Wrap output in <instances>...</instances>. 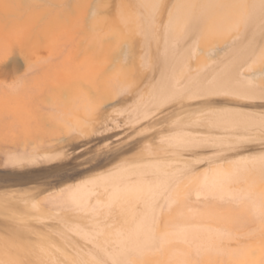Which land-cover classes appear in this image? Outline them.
<instances>
[{
  "label": "rangeland",
  "instance_id": "rangeland-1",
  "mask_svg": "<svg viewBox=\"0 0 264 264\" xmlns=\"http://www.w3.org/2000/svg\"><path fill=\"white\" fill-rule=\"evenodd\" d=\"M150 1L0 0V31L2 28L0 39L3 36L0 40L1 264H90V262L91 264H98V262H100L99 264H120V261H122L121 264H239L240 262V264H264V199L256 198L254 200L255 197H262V195L264 197V169L263 167L255 170H248L245 167L241 168L243 162L237 160L238 151H234L235 149L238 150L240 142L244 141V155L240 157H250V160L245 161V164H264V161L261 160L263 159L262 155H264V128L258 124L253 126L244 125L242 127L243 124L247 123L243 117H253L258 119L257 121L264 123V100L257 101L243 99L239 96L233 97L230 91L227 89V91H224L225 88L223 90L222 87L216 89L220 90L223 93L221 95H224V97L221 95V97L212 96V94L216 93L217 95L218 93L217 90H214L215 86L217 87L215 84L219 83L218 86L222 85L231 89L233 86L230 85L231 88L228 86L237 81L236 77L239 80L243 76L251 78L247 85L253 86V89L260 85L264 87V7L261 4L264 1L225 0L229 4L230 2L232 3L230 4L231 6H227L228 8L225 7L228 4L223 2L224 0H215L217 4H214L216 3L214 0H192L193 2H191L196 6L190 0ZM243 2L248 3V5L246 6V3ZM212 3L213 5L211 6ZM256 4H258V8H262L263 12V15L261 14L263 19L260 15L259 21H257V15L261 12L260 9L256 8ZM220 5L223 8L219 9ZM176 9H179V13ZM185 9L188 10L185 11ZM209 9L212 11L213 16ZM214 10L217 12L219 10L222 11L218 14ZM256 10H258V14ZM180 11L182 12L180 13ZM183 12L185 13L182 14ZM224 12L228 14V17ZM251 13L253 16L250 15ZM212 25H215L216 28ZM119 30L123 33L120 32L119 34ZM22 31L26 32L23 38L21 36ZM7 33L11 37L14 36L12 37L14 40H11L8 35H3ZM52 34H55V37L59 35L58 39L60 40L57 39L56 41L57 37L55 38L54 36L51 38L52 41L48 40ZM16 35L17 39L18 36L21 39L19 37L17 40L15 38ZM34 35H36V38ZM31 36H34L33 38L35 39ZM98 36L99 38L102 36L100 38L102 41L99 38L97 40ZM8 38L10 40H6ZM85 40H87L86 43ZM48 41H50V45L47 43ZM70 41L72 42L71 45H69ZM88 42L89 44L91 43L89 46ZM97 42L105 44V46L101 45L102 47L99 46V48L96 46ZM22 43L26 44L22 45ZM37 43L39 45L42 43L43 45L39 46ZM44 43H46V48ZM31 45H34L33 48ZM68 46H71V49ZM48 47L50 48L49 52ZM88 47L91 50L97 49L101 52L104 49V58H102L103 52L98 55L96 51L97 55H95L93 50L91 53L94 58L90 54ZM62 48L67 49L65 50L66 52ZM58 49L60 51H57ZM46 51L50 53L47 56ZM36 52L38 54L40 52V54L37 56ZM45 52V56L41 57ZM68 52L71 53L69 56H72H67V59L70 58L73 61H71L72 65L69 63V59L63 60L66 58L65 55H68ZM87 52H89V56L86 55L88 54ZM82 53L86 55L87 59L82 57ZM50 55L51 58H47ZM43 57L49 59V63ZM61 57L64 58L62 59ZM202 57L205 58L203 60L206 62L201 59ZM27 58L30 59L28 60ZM91 58L93 61H91ZM31 59L32 61H30ZM36 59L39 60L37 61ZM56 59L63 60L65 64L61 65V60H58L59 62L57 63ZM98 59L101 60L100 63ZM27 60L30 63L25 62ZM77 60H80L79 63H76ZM197 60L199 63H197ZM66 61L70 65H67ZM35 62L39 66L37 67L39 68L38 73ZM95 64L98 66L95 67ZM29 65L34 70L33 74ZM101 66H103V69ZM27 67L31 71L27 70ZM90 67L93 68L91 69ZM165 68L168 71L164 70ZM91 70L95 71V75H93L94 72ZM99 70H103V72L101 73ZM225 70L227 71L226 75L223 72ZM91 73L92 75H90ZM201 73L204 76L200 75ZM216 74L217 77L215 76ZM197 75L198 77H196ZM221 75L223 78L226 76L227 81L230 79L227 84L224 78L225 86L223 85L224 82L221 81L223 79ZM219 76L222 79L218 78ZM231 76L235 78V81L234 79L231 80ZM216 78L219 81L216 80L215 83L214 79ZM187 81L193 82V85H196L197 88L201 87L199 83L205 82L204 84L201 83L205 88L196 90V86H191L192 83L189 86ZM208 81L210 82L207 83ZM97 83H99L100 87ZM13 85L15 86L14 89H12ZM97 85L98 87H96ZM188 86L191 88L188 89ZM207 87L211 88H208V90ZM204 89L206 95H204ZM206 89L210 93L212 89L215 91L211 93L212 98L208 96ZM187 90L189 93L192 90L191 93H195L198 97L194 95V98L190 99L189 96L192 94L190 93L191 95L188 96ZM103 91L104 93L102 94L101 92ZM97 92H100V95L102 94L103 96H96L98 95L96 94ZM163 93L166 95L165 97ZM224 93L229 95V97ZM202 95L208 96V99H204ZM100 97H106L107 99H101ZM185 97L189 98L187 99L188 101ZM153 98L160 103H157ZM195 98H197L196 101ZM206 99L216 100L217 102L208 106V104H203V102L207 101ZM150 102L152 103L150 104ZM143 103L146 105L143 106ZM153 103L155 106H153ZM197 107L203 109L199 108V110ZM224 108L229 110L230 113L228 112V115L226 114L228 110L224 111ZM219 109L226 112L227 117L225 116L224 120H228L224 124H227L228 128L225 125L223 127L227 128V131L231 130L232 136L229 139L226 138V141L222 142L223 144L219 143L213 145V147L209 146L204 151L198 152L211 157L213 162H207V164L204 161L205 163L200 162L198 165L195 158H192L193 155L191 156V153L190 158L193 159V162H191L192 160L187 161L190 158L188 157L186 160L187 156L185 155L186 152L189 154V151L184 152V145L188 144L190 146L192 142L193 144L201 143L208 132H216L217 126L223 124V115L218 113L221 115L220 120L218 114H215ZM142 110L144 112H141ZM220 110L219 112H221ZM189 111L192 113H189ZM232 111H234L235 115L231 113ZM152 113L153 115H151ZM144 114L148 117L144 116ZM208 115L209 117L212 116V119L215 116L216 118L214 119H217V122L210 120ZM230 115V119H234L230 120L228 118ZM112 117L116 121L118 120L117 122L122 125L123 129L111 132L108 135L103 134L106 129L113 127L114 119ZM194 121L196 124L198 123L197 126ZM218 122L219 124L216 125ZM93 123L94 125L97 123L99 125L94 128V126L92 127ZM232 123L235 126L232 127ZM103 124L107 128H104L105 125ZM200 124L201 126H199ZM228 125H231V127ZM35 126L37 127L34 128ZM66 127H68L69 132L64 133L66 132ZM90 128L94 129L95 133L97 131V133L93 134ZM76 129L79 133H83V131L80 132L81 130L86 131L88 129L87 133L89 132L90 134L88 135L84 132L85 138L76 139L79 134ZM196 131L197 134L195 133ZM191 136L193 139L198 136L197 138L199 139L196 138L197 140L194 142V140H191ZM29 137L32 138L30 139ZM185 137L188 140L184 139ZM61 138H74V140L71 141L68 147H57L50 152L47 151L55 159L51 162H41L20 167L6 164V159L14 155L12 153H17L16 155L23 153L21 152L23 149L20 146L24 147L25 143L36 142L37 139V143L41 140V142L49 141L48 143H50L52 141V144L53 142L56 144ZM174 138L175 140H173ZM57 139L59 140L56 141ZM138 140L141 141L137 143ZM172 142L175 143L172 144ZM131 144H134V147L128 149L122 155L121 159H119L120 162L119 160L105 162L115 150ZM145 145L147 146L143 147ZM149 145L152 146L151 149L153 151L158 152L159 156L162 154L163 157L155 160V157L148 152ZM173 146L177 150L183 151L184 154L181 152L180 154L179 151L177 153L185 156L186 158L184 157V159L187 163L190 162L193 166H197L192 175L188 173L190 163L186 165V162L181 160L183 159L182 156L181 159L178 158L176 152L173 155V151H177ZM170 147H173V149ZM163 148L167 149L166 152H168L166 153ZM170 150H173L172 154L169 153ZM162 152H165V156L170 157H164ZM222 154L225 155L223 156ZM257 155L260 156L258 157ZM56 156H58V159L55 158ZM151 157L154 158L152 159ZM174 157H177L180 161L174 159ZM258 158H261V161H258ZM153 163H155V166ZM216 167L222 168L218 169ZM213 170H216V172H213ZM224 170L227 171V174H224ZM198 173H202V175L200 176ZM205 173L208 174V181H206L208 178H203V176L207 177ZM214 174L216 175L214 176ZM99 175L101 177H98ZM243 175L246 176L244 181H247V183L250 184V181L257 182L252 184V187L247 184L248 188L253 189L252 191L255 192L252 193L254 198L247 197L249 195H247L248 193L245 190L238 191L239 187L242 189L246 185L243 181ZM102 176L103 179H101ZM93 177H95V180H92L94 179ZM225 179L227 180L225 181ZM204 182L209 186L203 184L205 189L202 188L203 186L200 188ZM223 184L225 185L223 186ZM109 186L111 187L110 189H108ZM165 190L167 191L164 192ZM198 191L200 194L202 193V196ZM158 193L162 194L161 197ZM215 193H218V195ZM70 194L71 196H69ZM240 194L242 196L245 194V197ZM237 195H240L239 198ZM110 196L113 197L112 200ZM187 196L190 198L188 199ZM231 196L242 201L238 203V207H233V211L237 209L235 212H231V206L225 205L227 199H233ZM100 197L106 198V201L104 199L106 204L102 201L103 198ZM196 197L201 199L199 201L207 200L205 198L208 197L215 198L214 203L216 205L218 202L217 207L211 205L214 203L206 205L196 203ZM241 197L243 200L240 199ZM159 198L160 201H158ZM93 199L97 200L98 203ZM152 199L154 201L157 200L159 203L161 202L160 205L157 201L158 206L156 202H151ZM113 200L115 202H112L114 208L110 205ZM191 203H193V206L190 207ZM96 204H101V206L99 207ZM220 204L221 207L223 205L222 209H220ZM154 205L157 207L155 208ZM210 205L214 207H211V209ZM252 205L254 206L253 208ZM95 207L96 210L94 212L93 209ZM98 207L101 209L99 210ZM157 208L158 210H156ZM243 209L246 211L243 212ZM110 211L113 213H110ZM239 211L245 214L242 215ZM108 223L109 225L107 226ZM196 223L202 224V227ZM214 226L217 230L220 228V231H214ZM120 227H123L122 230H120ZM203 227H206L204 230H209L210 227H213L212 230L210 229L213 234H210V232L207 234ZM199 228L201 229L199 230ZM100 230L101 232H99ZM191 232L194 234H190ZM198 235L201 236H199V239H202L199 240L200 242L195 240ZM164 237L165 240L163 239ZM103 238H106V240ZM184 238L187 244L184 242ZM206 239L207 243H205ZM192 242L193 244L195 243L194 246L197 245L196 248L199 252L195 250L196 248H193ZM189 243L192 245L190 246L192 248L190 251L187 250V246L190 248ZM200 244L201 246H199ZM202 244H204L205 250L202 248ZM160 245H165V248ZM198 246L206 254L203 251H201L203 254L200 253L202 249ZM77 250L79 253H77ZM89 250L96 254L95 257L94 254L92 256V253L88 252ZM130 251L132 252L130 253ZM228 251L229 253L226 254L225 252ZM80 252H82V256H80ZM75 254L79 255L76 256ZM228 254L230 257L232 255V258H229ZM119 259L120 261L117 262ZM131 259L132 262L130 261ZM206 260H212V262L205 263Z\"/></svg>",
  "mask_w": 264,
  "mask_h": 264
},
{
  "label": "bare ground",
  "instance_id": "bare-ground-1",
  "mask_svg": "<svg viewBox=\"0 0 264 264\" xmlns=\"http://www.w3.org/2000/svg\"><path fill=\"white\" fill-rule=\"evenodd\" d=\"M13 1H14V0H13ZM24 1H25V0H24ZM26 1H27V0H26ZM143 1H144V0H143ZM147 1H149V0H147ZM151 1H152V0H151ZM151 1H150V2H151ZM155 1H156V0H155ZM174 1H175V0H174ZM174 1H173V3H175ZM191 1H192V0H190V2H191ZM202 1H203V0H202ZM209 1H210V0H209ZM218 1H219V0H218ZM231 1H232V0H231ZM233 1H234V0H233ZM237 1H241V0H237ZM254 1H256V0H254ZM257 1H258V0H257ZM263 1H264V0H263ZM263 1L261 0L260 2H263ZM156 2H157V1H156ZM165 2H166V1H165ZM178 2H179V1H178ZM190 2H189V3H190ZM192 2H193V1H192ZM192 2H191V3H192ZM194 2H195V1H194ZM198 2H199V1H198ZM214 2H216V1L214 0ZM214 2H213V3H214ZM223 2H225V0H224ZM228 2H229V1H228ZM251 2H253V1H251ZM258 2H259V1H258ZM158 3H159V2H158ZM167 3H168V2H167ZM199 3H200V2H199ZM213 3L211 4V6L213 5ZM220 3H222V2H220ZM225 3L228 4V5H225V7H227V6H229L230 4H232L231 2H230V4L227 3V2H225ZM243 3H246V2H243ZM256 3H257V2H256ZM148 4H150V3L148 2ZM151 4H152V3H151ZM170 4H171V3H170ZM192 4H193V3H192ZM214 4H217V2L214 3ZM223 4H224V3H223ZM223 4H222V5H223ZM233 4H234V3H233ZM236 4H237V3H236ZM258 4H259V3H258ZM258 4H256V6H257ZM261 4H263V7H264V2L261 3ZM163 5H165V4L163 3ZM193 5H194V4H193ZM247 5H248V3H246V6H247ZM252 5H253V4H252ZM254 5H255V4H254ZM13 6H14V5H13ZM143 6H144V5H143ZM169 6H170V5H169ZM187 6H188V5H187ZM194 6H196V5H194ZM211 6H209V7H211ZM218 6H219V4H218ZM230 6H231V5H230ZM232 6H234V5H232ZM237 6H238V5H237ZM256 6H255V7H256ZM260 6H262V5H260ZM93 7H94V6H93ZM164 7H165V6H164ZM181 7H182V6H181ZM188 7H191V6H188ZM199 7H200V6H199ZM221 7L223 8V6L220 5L219 9H220ZM252 7H253V6H252ZM169 8H171V7H169ZM214 8H215V7H214ZM217 8H218V7H217ZM227 8H228V7H227ZM241 8H244V7H241ZM256 8H258V6H257ZM256 8H255V9H256ZM166 9H167V7H166ZM188 9H189V8H188ZM188 9H185V11L188 10ZM191 9H192V8H191ZM191 9H190V11H191ZM195 9H197V8H195ZM198 9H200V8H198ZM211 9H212V8H211ZM215 9H216V8H215ZM229 9L231 10L230 7H229ZM238 9H239V8H238ZM251 9H252V8H251ZM258 9H260V12H261V13H260L259 15H257V14H258V10H256V11H257V14H256V12H255V14L258 16V20H257V21H259L260 17H262V19H263V16H264V15L262 14V13H263L262 10H261L262 8L259 7ZM176 10H177V12H178L179 9H176ZM180 10H181V8H180ZM192 10H193V9H192ZM209 10H210V9H209ZM224 10H225V9H224ZM224 10H223V11H224ZM226 10H227V9H226ZM230 10H229V11H230ZM244 10H245V9H244ZM196 11H197V10H196ZM196 11H195V12H196ZM201 11H202V10H201ZM210 11H211V10H210ZM220 11H222V10H219V12H220ZM253 11H255V10L253 9ZM81 12H82V11H81ZM160 12H161V11H160ZM181 12H182V11H180V13H181ZM202 12H203V11H202ZM214 12L216 13L217 11L214 10ZM219 12H217V13L219 14ZM234 12H235V11H234ZM238 12H239V11H238ZM96 13H97V12H96ZM178 13H179V12H178ZM184 13H185V12H183L182 14H184ZM188 13H190V12L188 11ZM207 13H208V12H207ZM210 13H212V11H211ZM224 13H226V12H224ZM24 14H25V13H24ZM93 14H94V13H93ZM190 14H191V13H190ZM194 14H195V13H194ZM194 14H193V15H194ZM201 14H202V13H201ZM245 14H246V13H245ZM261 14H262L263 16H262ZM165 15H166V14H165ZM193 15H192V17H194ZM199 15H200V13H199ZM199 15H198V16H199ZM215 15H216V14H215ZM224 15H225V14H224ZM226 15H227V17H228V14H227V13H226ZM232 15H233V14H232ZM250 15H252V13H251ZM250 15H249V17H250ZM256 15H254V16H256ZM260 15H261V16H260ZM180 16H181V15H180ZM182 16H183V15H182ZM195 16H197V15H195ZM206 16H207V14H206ZM206 16H204V17H206ZM212 16H213V13H212ZM218 16H219V15H218ZM252 16H253V15H252ZM252 16H251V18H252ZM257 16H256V18H257ZM259 16H260V17H259ZM52 17H53V16H52ZM79 17H80V16H79ZM150 17H151V16H150ZM154 17H155V16H154ZM175 17H176V16H175ZM208 17H209V16H208ZM210 17H211V16H210ZM234 17H235V16H234ZM247 17H248V15H247ZM247 17H246V18H247ZM1 18H2V17H1ZM3 18H5V17L3 16ZM19 18H20V17H19ZM91 18H92V17H91ZM180 18H181V17H180ZM187 18L190 19L189 17H187ZM212 18H213V17H212ZM214 18H215V17H214ZM92 19H93V18H92ZM133 19H134V18H133ZM167 19H168V18H167ZM188 19H186V20H188ZM193 19H194V18H193ZM196 19H198V18H196ZM223 19H227V18H223ZM230 19H231V18H230ZM248 19H249V18H248ZM252 19H254V18H252ZM4 20H5V19H4ZM213 20H214V19H213ZM2 21H3V20H2ZM99 21H100V19H99ZM184 21H185V20H184ZM196 21H197V20H196ZM198 21H199V20H198ZM210 21H211V20H210ZM210 21H209V22H210ZM218 21H219V20H218ZM220 21H221V20H220ZM228 21H229V20H228ZM254 21H255V19H254ZM8 22H9V21H8ZM212 22H213V21H212ZM226 22H227V21H226ZM22 23H23V22H22ZM88 23H89V22H88ZM184 23H185V22H184ZM220 23H221V22H220ZM4 24H5V23H4ZM159 24H160V23H159ZM170 24H171V23H170ZM208 24H209V23H208ZM208 24H207V25H208ZM222 24H223V22H222ZM90 25H91V24H90ZM95 25H96V24H95ZM44 26H45V25H44ZM97 26H98V25H97ZM131 26H132V25H131ZM166 26H168V25H166ZM209 26H210V25H209ZM212 26L215 27V25H212ZM118 27H119V26H118ZM170 27H172V26L170 25ZM135 28H136V27H135ZM211 28H212V27H211ZM215 28H216V27H215ZM225 28H226V27H225ZM111 29H112V28H111ZM115 29H116V28H115ZM164 29H165V28H164ZM208 29H209V28H208ZM212 29H213V28H212ZM88 30H89V29H88ZM120 30H121V29H120ZM120 30H119V34H120V32H121ZM126 30H127V29H126ZM139 30H140V29H139ZM189 30H190V29H189ZM1 31H2V28H1ZM1 31H0V34H1ZM18 31H19V29H18ZM25 31H26V30H25ZM86 31H87V30H86ZM114 31H115V32H118V31H116V30H114ZM23 32H24V31H22V35H21L22 38H23V35L26 34V32H24V33H23ZM90 32H91V31H90ZM146 32H147V31H146ZM156 32H157V31H156ZM13 33H14V32H13ZM55 33H56V32H55ZM121 33H123V32H121ZM165 33H166V32H165ZM244 33H245V32H244ZM11 34H12V33H11ZM27 34H28V33H27ZM98 34H99V33H98ZM3 35H4V36H7L8 33H7L6 35H5V34H3ZM12 35H13V34H12ZM45 35H46V34H45ZM54 35H55V34H54ZM54 35H53V34H52L51 36L48 35V36L50 37V39H48V40H51V41H52L51 38H52V36H54ZM99 35H100V34H99ZM121 35H122V34H121ZM166 35H167V34H166ZM1 36H2V35H1ZM8 36H9V35H8ZM34 36H35V38H36V35H34ZM34 36H33V37H34ZM126 36H127V35H126ZM2 37H3V36H2ZM2 37H1V39H2ZM9 37H11V35H10ZM12 37H14V36H12ZM12 37H11V40L13 39ZM16 37H17V35L15 36V38H16ZM19 37H20V36H18V39H19ZM31 37H32V36H31ZM33 37H32V38H33ZM46 37H47V36H46ZM54 37H55V36H54ZM54 37H53V39H55V38L57 37V35H56L55 38H54ZM58 37H59V35H58ZM58 37L55 39L56 41H57ZM101 37H102V36H100V38H101ZM6 38H7V37H6ZM24 38H25V37H24ZM35 38H33V39H35ZM39 38H40V36H39ZM63 38H64V37H63ZM70 38H71V37H70ZM72 38H73V37H72ZM95 38H96V37H95ZM98 38H99V36L97 37V40H98ZM100 38H99V40H101ZM103 38H104V37H103ZM158 38H159V37H158ZM1 39H0V40H1ZM16 39H17V38H16ZM18 39H17V40H18ZM20 39H21V37H20ZM33 39H32V41H33ZM86 39H87V38H86ZM91 39H92V38H91ZM6 40H10V39L8 38V39H6ZM13 40H14V39H13ZM55 40H54V41H55ZM58 40H60V39H58ZM67 40H68V37H67ZM74 40H75V39H74ZM77 40H78V39H77ZM92 40H93V39H92ZM92 40H91V42H92ZM22 41H23V40H22ZM30 41H31V39H30ZM62 41H63V40H62ZM68 41H69V40H68ZM71 41H72V40H71ZM71 41H70L69 45H71V43H72ZM86 41H87V40H85V43H86ZM89 41H90V40H89ZM101 41H102V40H101ZM104 41H105V40H104ZM8 42H9V41H8ZM25 42H26V41H25ZM41 42H42V40H41ZM59 42H60V41H59ZM66 42H67V41H66ZM94 42H95V41H94ZM99 42H100V41H99ZM180 42H181V41H180ZM33 43H35V42H33ZM38 43H39V42H38ZM38 43H37V44H38ZM47 43L49 44L50 41H48ZM51 43H52V42H51ZM77 43H78V42H77ZM103 43H104V42H103ZM24 44H26V43H24ZM24 44L22 43V45H24ZM41 44H42V43H41ZM41 44H40V45H41ZM90 44H91V43H90ZM90 44H89V42H88V46H89ZM99 44H100V43L97 42L96 46H98V47H99V46L102 47L101 45H103V44H100V45H99ZM174 44H175V43H174ZM38 45H39V44H38ZM40 45H39V46H40ZM42 45H43V44H42ZM45 45H46V43H44V46H45ZM49 45H50V44H49ZM94 45H95V44H94ZM31 46H32V48H33L34 45H31ZM47 46H48V45H47ZM62 46H63V45H62ZM86 46H87V45H86ZM103 46H105V44H104ZM68 47H69V46H68ZM72 47H73V44H72ZM100 47H99V48H100ZM107 47H108V45H107ZM45 48H46V46H45ZM45 48H43V49H45ZM48 48H49V47H48ZM53 48H54V47H53ZM59 48H60V47H59ZM69 48L71 49V46H70ZM88 48L90 49V47H88ZM93 48H94V47H93ZM103 48H104V47H103ZM37 49H38V48H37ZM60 49H61V48H60ZM60 49H58L57 51H60ZM62 49H63V48H62ZM70 49H69V51L71 52ZM78 49H79V48H78ZM174 49H175V48H174ZM185 49H186V48H185ZM45 50H46V49H45ZM49 50H50V48L48 49V52H49ZM63 50L65 51V50H67V49H63ZM93 50H94V49H93ZM93 50L90 49V54H92L91 51H93ZM32 51H33V50H32ZM32 51H31V53L33 54L34 51H33V52H32ZM39 51H40V49H39ZM73 51H74V50H73ZM96 51L98 52V55H99L100 53L103 52V53H102V56H103L102 58H104V52H105L104 49H103L102 52H101V51H98V50L96 49V50L93 51V52H94L93 54L97 55V54H96V53H97ZM176 51H177V50H176ZM202 51H203V50H202ZM202 51H201V52H202ZM207 51H208V49H207ZM46 52H47V51H46ZM46 52L44 53V55L42 54L41 57H42V56H45ZM48 52H47L46 56L50 54V53H48ZM50 52H51V51H50ZM62 52H63V51H62ZM62 52H60V53H62ZM65 52H66V51H65ZM80 52H81V51H80ZM177 52H178V51H177ZM205 52H206V50H205ZM34 53H35V52H34ZM41 53H43V52H41ZM84 53H85V52H84ZM87 53H88V54H86V55L89 56V52H87ZM39 54H40V52H39ZM39 54L36 52V55H37V56H38ZM62 54H63V53H62ZM69 54H71V53L68 52V55H65L66 58H64V57H61V58H62V59L64 58L63 60H68V59L70 60V58L67 59V56H68V57H71V56H72V55L69 56ZM82 54H83V53H82ZM82 54H81V55H82ZM93 54H92V56L94 57ZM176 54H177V53H176ZM176 54H175V55H176ZM205 54H206V53H205ZM22 55L24 56V54H22ZM36 55H34V56H36ZM83 55H84V54H83ZM83 55H82V57L86 58V55H84V56H83ZM170 55H171V54H170ZM170 55H169V56H170ZM175 55H174V56H175ZM5 56H6V55H5ZM5 56H4V57H5ZM23 56H22V57H23ZM55 56H56V55H55ZM55 56H54V57H55ZM100 56H101V55H100ZM169 56H167V57H169ZM203 56H205V55H203ZM27 57H28V56H27ZM31 57H32V56H31ZM41 57H40V58H41ZM58 57H59V55H58ZM93 57H92V58H93ZM195 57H196V56H195ZM2 58H3V57H2ZM35 58H36V57H35ZM35 58H33V59H35ZM43 58H44V60L46 61L47 58H51V55H50V57L48 56L47 58H45V57H43ZM92 58H91V61H93V59H94L95 57H94L93 59H92ZM175 58H176V57H175ZM27 59L29 60L30 58H27ZM78 59H79V58H78ZM86 59H87V58H86ZM99 59H100V58H99ZM99 59H98V60H99ZM201 59L203 60V59H205V58L202 57ZM1 60H2V59H1ZM28 60L25 61V62L30 63ZM36 60L38 61L39 59H36ZM36 60H35V61H36ZM42 60H43V59H42ZM42 60H41V61H42ZM48 60H49V59H47V62H48ZM54 60H55V59H54ZM54 60H52V61H54ZM56 60H57V59H56ZM58 60L60 61L61 59H58ZM58 60H57V63L59 62ZM63 60H61V65H64V64H65V63H63ZM81 60H83V58H81ZM94 60H95V59H94ZM23 61H24V60H23ZM30 61H32V59H31ZM71 61H72V60H70V62H69L70 64H71ZM79 61H80V60H79ZM79 61L77 60L76 63H79ZM100 61H101V60H99V63H100ZM203 61H205V60H203ZM25 62H24V63H25ZM42 62H43V61H42ZM42 62H41V63H42ZM67 62H68V61H66V64H67ZM72 62H73V61H72ZM205 62H206V61H205ZM35 63H36V62H35ZM48 63H49V62H48ZM55 63H56V61H55ZM55 63H53V64H55ZM62 63H63V64H62ZM96 63H97V62H96ZM197 63H199L198 60H197ZM25 64H26V63H25ZM33 64H34V61H33ZM33 64H32V65H33ZM38 64L41 66V64H40L39 62H38ZM42 64H43V63H42ZM70 64H67V65H70ZM74 64H75V63H74ZM205 64H206V63H205ZM26 65H27V64H26ZM67 65H66V66H67ZM71 65H72V64H71ZM77 65H78V64H77ZM189 65H190V64H189ZM24 66H25V65H24ZM30 66H31V65H29V67H30ZM97 66H98V65H97ZM97 66H96V64H95V67H97ZM178 66H179V64H178ZM29 67H27V70H28V69L30 70L31 67H30V68H29ZM32 67H33V66H32ZM37 67H39V66H37V63H36V70H38V71H37V73H38V72H39V68H37ZM71 67H72V66H71ZM166 67H167V66H166ZM175 67H176V66H175ZM34 68H35V67H34ZM40 68H41V67H40ZM48 68H49V67H48ZM73 68H75V67H73ZM90 68L92 69L93 67H90ZM101 68L103 69V66H101ZM101 68H99V69H101ZM169 68H170V66H169ZM173 68H174V67H173ZM177 68H178V67H177ZM192 68H193V67H192ZM197 68H198V67H197ZM31 69H32V68H31ZM42 69H43V68H42ZM88 69H89V68H88ZM96 69H97V68H96ZM96 69H95V70H96ZM161 69L163 70V68H161ZM89 70H90V69H89ZM164 70H166V68H165ZM175 70H176V69H175ZM190 70H191V69H190ZM192 70H193V69H192ZM30 71H31V70H30ZM33 71H34V70L32 69V71H31L32 74H33ZM40 71H42V70H40ZM91 71H92V70H91ZM99 71H101V73L103 72V70H99ZM166 71H168V70H166ZM225 71H226V70H225ZM225 71H223V72H224V74L226 75L227 71H226V72H225ZM92 72H94L93 75H95V71H92ZM96 72H98V71H96ZM160 72H161V71H160ZM28 73H30V72H28ZM34 73H35V72H34ZM87 73H88V72H87ZM87 73H85V75H87ZM101 73H100V74H101ZM164 73H165V71H164ZM170 73H171V71H170ZM32 74H31V75H32ZM35 74H36V73H35ZM165 74H166V73H165ZM175 74H176V72H175ZM197 74H198V72H197ZM204 74H205V72H204ZM204 74L201 73L200 75L204 76ZM78 75H80V74H78ZM83 75H84V74H83ZM90 75H92V73H91ZM101 75H103V74H101ZM198 75H199V74H198ZM198 75H197L196 77H198ZM231 75H232V74H231ZM28 76H30V75H28ZM81 76H82V75H81ZM99 76H100V75H99ZM194 76H195V75H194ZM202 76H201V77H202ZM215 76L217 77V74H216ZM223 76H224V75H223ZM227 76H228V75H227ZM83 77H85V76H83ZM166 77H167V76H166ZM166 77H165V78H166ZM171 77H173V76L171 75ZM192 77H193V76H192ZM199 77H200V76H199ZM221 77H222V75H221ZM221 77L219 76L218 78H221ZM225 77H226V76H224V78H225ZM234 77H236V76H234ZM27 78H28V77H27ZM79 78H80V77H79ZM158 78L160 79V77H158ZM203 78H205V77H203ZM211 78H212V77H211ZM222 78H223V77H222ZM222 78H221V79H222ZM224 78L221 80L222 82H224V81L226 80V78H225V80H224ZM231 78H232L231 80L234 79V81H235V78H233V76H231ZM241 78H242V79L239 80V79L236 77V80H237V81H235V83L233 82V84H229V86L227 85V86L230 87V88H231V86H233L231 89H229V88H227V87H223L222 85H221V86H218L219 83H218V84H215V85H217V87L215 86V89H214V88H213V89L216 91V90H217L216 88H218V87L221 88V87H222L223 90H224V88H225L224 91H227V90L230 91L231 96H233V97H234V96H239V97H241V98H243V99H244V98H245V99H253V100H257V101L264 100V87H263V86L260 85V86L255 87V88L253 89V88H252L253 86L250 87L251 85H249V86L247 85L248 82L251 81V78L246 77V76H243V77H241ZM81 79H82V78H81ZM98 79H99V78H98ZM101 79H103V78H101ZM190 79H191V78H190ZM192 79H194V78H192ZM198 79H200V78H198ZM198 79H197V80H198ZM156 80H157V79H156ZM188 80H189V79H188ZM197 80H196V82H197ZM204 80H207V79H204ZM212 80H213V79H212ZM216 80H218V79H217V78L214 79V82H215ZM229 80H230V79H228V81H229ZM85 81H86V80H85ZM91 81H92V79H91ZM94 81H95V80H94ZM97 81H98V80H97ZM192 81H195V80H192ZM198 81H199V80H198ZM210 81H211V80H210ZM210 81H208L207 83H209ZM218 81H219V80H218ZM228 81L226 80L225 82H227V84H228ZM87 82H88V81H87ZM100 82L102 83L101 80H100ZM172 82H173V81H172ZM187 82H188V81H187ZM196 82H194V83H196ZM200 82H201V81H200ZM225 82L223 83V85H224V84L226 85ZM101 83H100V84H101ZM158 83H159V82H158ZM190 83H192V85H191ZM201 83H202V82H201ZM201 83H199V84L201 85L200 88H205V87H203V85H202V84H204L205 82L202 83V84H201ZM207 83H206V84H207ZM215 83H216V82H215ZM231 83H232V82H231ZM91 84H92V83H91ZM97 84L99 85V83H97ZM188 84H189V86H190V85H191V86H194V85H193V82H188ZM206 84H205V85H206ZM212 84H214V83L212 82ZM98 85H97L96 87H98ZM101 85H102V84H101ZM197 85H198V84H197ZM205 85H204V86H205ZM209 85L211 86V84H209ZM225 85H224V86H225ZM230 85H231V86H230ZM13 86H14V85H13ZM93 86H94V84H93ZM102 86H103V85H102ZM156 86H157V85H156ZM158 86H159V84H158ZM189 86H188V89L191 88V87L189 88ZM195 86H196V85H195ZM195 86H194V87H195ZM99 87H100V85H99ZM11 88H12V87H11ZM14 88H15V86H14L12 89H14ZM196 88H197V86H196ZM196 88H193V89H196ZM200 88L198 87L196 90H198V89H200ZM208 88L210 89L211 87H207V89H208ZM251 88H252V89H251ZM186 89H187V88H186ZM207 89H206V91H207V93H208V96L211 97V93H214L215 91L212 89V90H211V93H210V92L208 91L209 89H208V90H207ZM222 89H221V90H222ZM226 89H227V90H226ZM99 90L102 91L101 89H99ZM154 90H155V87H154ZM154 90H153V91H154ZM167 90H168V89H167ZM196 90H194V91H196ZM200 90H202V89H200ZM231 90H232V91H231ZM190 91L192 92V90H190ZM213 91H214V92H213ZM217 91H218V90H217ZM171 92H172V91H171ZM187 92L189 93L188 90H187ZM191 92H190V93H191ZM197 92H198V91H197ZM199 92H201V91H199ZM203 92H204V95H206V94H205V89H204ZM101 93L103 94L104 91L101 92ZM173 93H174V92H173ZM190 93L188 94V96L192 94V93H191V94H190ZM193 93H194V92H193ZM209 93H210V94H209ZM218 93H220V94H218ZM218 93H217V95H216V93H215V94H212V96L214 97V95H215V96H219V97H221V96H222V95H221L222 92L219 90ZM225 93H227V92H225ZM225 93H224V94H225ZM230 93H229V94H230ZM96 94H98V95H96V96H99V95H100V92H97ZM102 94H101V95H102ZM112 94H113V93H112ZM163 94H164V93H163ZM185 94H186V92H185ZM196 94H198V93H196ZM202 94H203V93H202ZM222 94H223V93H222ZM101 95H100V96H101ZM194 95H195V93L191 95L192 97L189 96L190 99H193V98H194ZM199 95H201V93H199ZM220 95H221V96H220ZM225 95H227V94H225ZM102 96H103V95H102ZM165 96H166V95L164 94V97H165ZM202 96H203V95H202ZM202 96H199V97H202ZM208 96H207V97H208ZM227 96L229 97V95H227ZM231 96H230V97H231ZM113 97H114V96H113ZM148 97H149V96H148ZM164 97H163V98H164ZM186 97H187V96H186ZM186 97H185L186 100L189 99V98H186ZM195 97H198V96L195 95ZM203 97H204V99L207 98V97H205V96H203ZM222 97H224V95H223ZM100 98H101V97H100ZM104 98L107 99L106 97H104ZM104 98H101V99H104ZM159 98L161 99V97H159ZM163 98H162V100H163ZM211 98H212V97H211ZM225 98H226V97H225ZM153 99L155 100V98H153ZM153 99H152V100H153ZM160 99H159V100H160ZM164 99H165V98H164ZM202 99H203V98H202ZM207 99H208V98H207ZM207 99H206V100H207ZM216 99H217V97H216ZM219 99H220V98H219ZM221 99H222V98H221ZM228 99H229V98H228ZM119 100H120V99H119ZM148 100H149V99H148ZM152 100H151V101H152ZM154 100H153V101H154ZM182 100H184V99H182ZM196 100H197V98H195V101H196ZM143 101H144V100H143ZM149 101H150V100H149ZM149 101H148V102H149ZM153 101H152V102H153ZM155 101H157V103H160V102H158V100H155ZM155 101H154V103L156 104ZM187 101H188V100H187ZM190 101H192V100H190ZM193 101H194V100H193ZM148 102H146V103H148ZM152 102H150V104H151ZM216 102H217L216 100H210V99H209V100L203 102V104H208V106H209V105H211L212 103H216ZM113 103H114V102H113ZM154 103H153V106H155ZM176 103H177V102H176ZM176 103H175V104H176ZM199 103H201V102H199ZM135 104H137V103H135ZM181 104H182V102H181ZM145 105H146V104L143 103V106H145ZM147 105H148V104H147ZM166 105H167V104H166ZM166 105H165V106H166ZM194 105H195V104H194ZM201 105H202V103H201ZM176 106H177V105H176ZM185 106H186V105H185ZM196 106H197V105H196ZM196 106H194V107H196ZM208 106H207V107H208ZM137 107H138V105H137ZM161 107H162V106H161ZM106 108H108V107H106ZM162 108H163V107H162ZM197 108L199 109L200 107H197ZM197 108H195V109H197ZM204 108H206V107H204ZM211 108H213V107H211ZM218 108H219V107H218ZM220 108H221V107H220ZM137 109H138V108H137ZM157 109H158V108H157ZM187 109H188V108H187ZM200 109H203V108H200ZM200 109H199V110H200ZM222 109H223V107H222ZM222 109H221V110L219 109L221 112H219V110L216 111L217 113L214 112L215 114H218V113H219V114L223 115V117H222V119H223V124L221 123L222 125H218L219 122L216 124V125H218V126H217V131H216V132H208L207 135H206L203 139H202V137H201V139H202V142H201V143H194V144H193V142H192L190 146H189L188 144H185V145H188V146H185V145H184V149H185L184 152H185V151H189V154H188V152H186V155H185V156H187V158H186L185 156L180 155L181 153H183V151H182V150H180V151L177 150L174 146H173L174 149L177 150V151H173V150H172L173 153H174L173 155H175V152H176L178 158L181 159V156H182L183 159H181V160H184V161H185L184 157H185L186 160H187L188 157L190 158V153H191V156L193 155L192 158H195V161L198 163V165L200 164V162L202 163V162H204V161H206V163H207V162H208V163H209V162H213V159H212L211 157H208V156H206V154L204 155V154H201V153H198V152H200V151H202V150L204 151V149L208 148L209 146H212V147H213V145H217V144H219V143L223 144L222 142H225V141H226V140H225L226 138L229 139V137L232 136L231 130L228 129V130H230V131H227V130H226V129L228 128V127L226 126L227 124H224V122L228 120V119H225V120H224V118H226V117H227L226 114L228 115L230 112H229V110H228L227 108H226V109L224 108V111H227V110H228L227 113H226V112H223ZM106 110H107V109H106ZM147 110H148V109H147ZM147 110H146V111H147ZM159 110H160V109H159ZM192 110H193V109H192ZM204 110H205V109H204ZM104 111H105V110H104ZM183 111H184V109H183ZM202 111H203V110H202ZM141 112H144V110H142ZM152 112H153V111H152ZM154 112H155V111H154ZM195 112H196V110H195ZM222 112H223V113H222ZM228 112H229V113H228ZM102 113H103V111H102ZM177 113H178V112H177ZM185 113H186V112H185ZM187 113H188V112H187ZM189 113H192V112L189 111ZM193 113H194V112H193ZM225 113H226V114H225ZM231 113H232L233 115H235L234 111H232ZM116 114H117V113H116ZM141 114H142V113H141ZM175 114H176V113H175ZM194 114H195V113H194ZM215 114H213V115H215ZM219 114H218V116L220 117L219 119L221 120V115H219ZM224 114H225V115H224ZM232 114H231V115H232ZM101 115H103V114H101ZM110 115H111V114H110ZM112 115H113V114H112ZM151 115H153V113H152ZM211 115H212V114H211ZM231 115L228 116L229 119H230ZM139 116H140V115H139ZM144 116H147V115L144 114ZM149 116H150V115H149ZM216 116H217V115H216ZM218 116H217V117H218ZM225 116H226V117H225ZM101 117H103V116H101ZM104 117H105V116H104ZM109 117H111V116H109ZM115 117H116V116H115ZM128 117H129V116H128ZM137 117H138V116H137ZM141 117H142V116H141ZM147 117H148V116H147ZM206 117H207V116H206ZM208 117H209V115H208ZM211 117H212V116L209 117L210 120H214L215 122H217V119H216V120L214 119V118H216L215 116H214L213 119H212ZM107 118H108V116H107ZM112 118H113V117H112ZM112 118H111V119H112ZM129 118H130V117H129ZM144 118H145V117H144ZM149 118H151V117H149ZM198 118H199V117H198ZM209 118H208V122H209ZM243 118H245V121H246L247 123L244 121V123H246V124H243L242 127H243L244 125H252V126H253V125H257V124H258L260 127L264 128V123H262L261 121H257L258 119H255V118H253V117H247V118H246V117H243ZM113 119H114V118H113ZM140 119H141V118H140ZM145 119H148V118H145ZM192 119H194V118H192ZM219 119H218V120H219ZM232 119H234V118H231L230 120H232ZM102 120H104V119H102ZM102 120H101V122H102ZM109 120H110V119H109ZM132 120H134V119H132ZM135 120H136V119H135ZM142 120L144 121V119H142ZM190 120H191V119H190ZM190 120H189V121H190ZM220 120H219V121H220ZM241 120H242V117H241ZM104 121H105V120H104ZM117 121H118V120H117ZM117 121H116V119H114V120H113V125H112L113 127H112V128H109V129H106V130L103 132V134L108 135V134H110L111 132H115V131H117V130H121V129H123V128H122V125L119 124ZM140 121H141V120H140ZM140 121H139V123H140ZM189 121H188V122H189ZM196 121H197V120H196ZM201 121H202V120H201ZM203 121H205V120H203ZM233 121H234V120H233ZM39 122H40V121H39ZM39 122H38V124H39ZM106 122H107V121H106ZM111 122H112V121H111ZM126 122H127V121H126ZM190 122H191V121H190ZM194 122H195V121H194ZM197 122H198V121H197ZM220 122H222V121H220ZM231 122H232V121H231ZM231 122H230V124H231ZM134 123H135V122H134ZM134 123H133V125H134ZM213 123H214V122H213ZM228 123H229V122H228ZM233 123H234V122H233ZM233 123H232V124H233ZM34 124H35V123H34ZM105 124H106V123H105ZM105 124H103V125H105ZM107 124H108V122H107ZM125 124H127V123H125ZM131 124H132V123H131ZM137 124H138V122H137ZM191 124H192V122H191ZM204 124H205V123H204ZM204 124H203V126H204ZM214 124H215V123H214ZM91 125H92V124H91ZM96 125H99V124L97 123ZM96 125H94V123H93L92 127L94 126V128H96V127H97ZM135 125H136V124H135ZM195 125L197 126L198 123L196 124V122H195ZM205 125H208V124L206 123ZM212 125H213V124H212ZM216 125H215V126H216ZM224 125H225L227 128H224V127H225ZM123 126H124V125H123ZM199 126H201V124H200ZM223 126H224V127H223ZM228 126L231 127V125H228ZM233 126H235V124H233L232 127H233ZM36 127H37V126H35L34 128H36ZM40 127H41V126H40ZM92 127H91V128H92ZM103 127H104V126H103ZM230 127H229V128H230ZM67 128H68V127H66V132H64V133H67V131L69 132V129H67ZM88 128H89V127H88ZM91 128H90V129H91ZM104 128H107V126L105 125ZM191 128H192V127H191ZM32 129H33V128H32ZM78 130H79V129H78ZM80 130H81V129H80ZM93 130H94V129H91V132H93V134H94L95 132H94ZM184 130H185V129H184ZM73 131H74V130H73ZM76 131H77V129H76ZM82 131H83V133H79V132L77 131L79 134H78V136H77L76 139H82V138H85V137H86L85 133L88 134V135L90 134L89 132L87 133V131H89L88 129H87L86 131L81 130L80 132H82ZM201 131H202V130H201ZM84 132H85V133H84ZM138 132H139V131H138ZM190 132H191V131H190ZM198 132H199V131H198ZM33 133H34V132H33ZM53 133H54V132H53ZM96 133H97V131H96ZM96 133H95V134H96ZM101 133H102V132H101ZM139 133H140V132H139ZM195 133L197 134V131H196ZM35 134H37V133H35ZM98 134H99V133H98ZM178 134H179V133H178ZM191 134H192V132H191ZM191 134H190V135H191ZM101 135H102V134H101ZM30 136H32V135H30ZM102 136H103V135H102ZM104 136H105V135H104ZM174 137H175V136H174ZM176 137H177V136H176ZM183 137H184V136H183ZM191 137H192V136H191ZM197 137H198V136H197ZM197 137H196V138H197ZM29 138H30V137H29ZM31 138H32V137H31ZM31 138H30V139H31ZM196 138L194 137V139H193V137H192L191 140H194V142H196L195 140L199 139V138H197V139H196ZM39 139H41V138H39ZM145 139H146V138H145ZM145 139H144V140H145ZM184 139H187V138L185 137ZM28 140H29V139H28ZM58 140H59V139H57L56 141H58ZM73 140H74V138H69V139H62V138H61V140H59L57 143L55 142L56 144H54V142H53V144H52V143H51L52 141H51L50 143H48L49 141H48V142H43V141L41 142V140H39L41 143H40V142L37 143V139H36V142L25 143V144H24V147H23V146H20V148L22 147V149H23V151L21 150V152H23V153H21V154H19V155H16L17 153H16V154H15V153H12V154H14L13 156H10V157L7 156L8 158L6 159V164H8V165H14V166L17 165V166L20 167V166H23V165H33V164H38V163H41V162H51V161H53V160H55V159H54V157H51L50 154L47 153V151L50 152V151L54 150V149L57 148V147H68V146L71 144V141H73ZM173 140H175V138H174ZM187 140H188V139H187ZM23 141H24V140H23ZM53 141H54V140H53ZM140 141H141V140H138L137 143H139ZM181 141H182V140H181ZM185 141H186V140H185ZM228 141H230V140H228ZM147 142H148V141H147ZM243 142H244V141L240 142V144H239L240 146H239L238 150H236L235 148H233V149H235L234 151H238V154H237V160L240 161V162H243V165L241 166V168H242V167H245V168H247L248 170H255V169H260V168L263 167V169H264V164H259V165H255V164H253V163H251V165H247V164H245V161L250 160V157H245V156L240 157L241 155H244V153H243V149L245 148V143H243ZM23 143H24V142H23ZM144 143H145V142H144ZM168 143H169V141H168ZM174 143H175V142H174ZM174 143L172 142V144H174ZM183 143H186V142H183ZM187 143H188V142H187ZM189 143H190V142H189ZM18 144H19V143H18ZM145 144H146V143H145ZM147 144H148V143H147ZM151 144H152V143H151ZM22 145H23V144H22ZM166 145H168V144H166ZM180 145H181V144H180ZM182 145H183V144H182ZM146 146H147V145H145V146H143V147H146ZM149 146H150V145H149ZM133 147H134V144L127 145L126 147H122V148L120 147L119 149L115 150V151L111 154V156L108 157V158L105 160V162H110V161H113V160H119V159H121L122 155H123L128 149L133 148ZM151 147H152V146L148 147V152H149L151 155H153V156L155 157V158L153 157L155 160L158 159L159 157H163L161 153H160L161 156H159L158 152L153 151V150L151 149ZM161 147H164V146H161ZM161 147H158V148H161ZM165 147H166V146H165ZM173 147H170V148L173 149ZM182 147H183V146H182ZM182 147H181V148H182ZM187 147H189V148L186 149ZM168 148H169V147H168ZM179 148H180V147H179ZM163 149H164L165 152H166L167 149H165V148H163ZM144 150H145V149H144ZM161 151H162V149H161ZM172 151L170 150L169 153H171ZM178 151H179V153H180V152H181V153H180V154L177 153ZM165 152H162L163 155H164ZM167 152H168V151H167ZM167 152H166V153H167ZM146 153H147V151H146ZM218 153H219V152H218ZM150 154H148V156H150ZM171 154H172V153H171ZM171 154H170V155H171ZM183 154H184V153H183ZM179 155H180V157H179ZM188 155H189V156H188ZM222 155H223V154H222ZM224 155H225V154H224ZM224 155H223V156H224ZM260 155H262V154H260ZM260 155H257V156L259 157ZM58 156H59V155H58ZM58 156H56L55 158L58 159ZM171 156H172V155H171ZM211 156H212V155H211ZM164 157H167V155H166V156L164 155ZM169 157H170V156H169ZM169 157H167V158H169ZM148 158H149V157H148ZM151 158H152V157H151ZM153 158H152V159H153ZM221 158H222V157H221ZM262 158H263V159L258 158V161H261V160L264 161V155H262ZM161 159H163V158H161ZM164 159H165V158H164ZM164 159H163V160H164ZM171 159H172V158H171ZM171 159H170V160H171ZM174 159L179 160V159H177V157H174ZM222 159H223V158H222ZM260 159H261V160H260ZM4 160H5V159H4ZM191 160H192V161H191ZM146 161H148V160L146 159ZM166 161H168V160H166ZM172 161H173V160H172ZM179 161H180V160H179ZM187 161H191V162H193V159L190 158V160H187ZM119 162H120V160H119ZM119 162H118V163H119ZM153 162H154V161H153ZM164 162H165V161H164ZM182 162H183V161H182ZM185 162H186V161H185ZM214 162H215V161H214ZM216 162H217V161H216ZM4 163H5V161H4ZM139 163H141V162H139ZM189 163H190V162H189ZM189 163L186 162V165L189 164ZM204 163H205V162H204ZM208 163H207V164H208ZM153 164H154V166H155V163H153ZM190 165H191V166H190ZM190 165H189V171H188V173H191V175H192V173L196 170L197 166H196V165L193 166L192 163H190ZM156 166H157V165H156ZM214 167H215V166H214ZM190 168H191V170H190ZM216 168L220 169V168H222V167H216ZM204 169H205V168H204ZM209 169H213V168H209ZM214 171L216 172V170H213V172H214ZM198 172H201V171H198ZM210 172H212V170H210ZM223 172H224V174H227V173H226L227 171L224 170ZM108 173H109V172H108ZM203 173H204V172H203ZM240 173H241V172H240ZM111 174H112V173H111ZM198 174H199V173H198ZM205 174H206V173H205ZM216 174H217V173H216ZM216 174H214V176H215ZM103 175H104V173H103ZM115 175H116V174H115ZM199 175L201 176L202 173H200ZM210 175H211V174H210ZM230 175H231V174H230ZM239 175H240V174H239ZM189 176H190V175H189ZM206 176H207V177H204V176H203V178H204V179H205V178H208V174H206ZM243 176H244V177H243V181H244L246 176H245V175H243ZM98 177H101V176L99 175ZM107 177H108V176H107ZM226 177H227V176H226ZM226 177H225V178H226ZM228 177H229V176H228ZM93 178H94V179H92V180H95V177H93ZM198 178H199V176H198ZM200 178H202V177H200ZM101 179H103V176H102ZM92 180H91V181H92ZM106 180H107V179H106ZM198 180H199V179H198ZM208 180H209V178H208L206 181H208ZM212 180H213V179H212ZM226 180H227V179H225V181H226ZM91 181H90V182H91ZM108 181H109V179H108ZM199 181H200V180H199ZM210 181H211V180H210ZM218 181H219V180H218ZM228 181H229V180H228ZM97 182H98V181H97ZM171 182H172V181H171ZM100 183H101V182H100ZM106 183H108V182H106ZM110 183H111V182H110ZM157 183H158V182H157ZM210 183H211V182H210ZM212 183H214V181H212ZM217 183H218V182H217ZM221 183H222V182H221ZM225 183H226V182H225ZM227 183H228V182H227ZM244 183L246 184L245 187L243 186L244 188H242V189L239 187L240 189L238 188V191L241 192V190H242V191L245 190V191L248 193L247 195H249V196H247V197H252V198H254L252 193H255V192L252 191L253 189L251 190V189L248 188L247 184H249V183H247V181H244ZM244 183H243V184H244ZM256 183H257V182H255V181H252V182L250 181V184H249V185H251V187H252V184H256ZM83 184H84V183H83ZM96 184H97V183H96ZM173 184H174V183H173ZM203 184H205V182L202 183V185L200 186V188L203 186ZM214 184H215V183H214ZM97 185H98V184H97ZM171 185H172V184H171ZM205 185H206V184H205ZM205 185H204L202 188L205 189ZM207 185H208V184H207ZM207 185H206V186H207ZM224 185H225V184H223V186H224ZM82 186H83V185H82ZM110 186H111V185H110ZM110 186H109L108 189L111 188ZM208 186H209V185H208ZM216 186H217V184H216ZM226 186H227V185H226ZM246 186H247V187H246ZM70 187H71V186H70ZM94 187H95V186H94ZM94 187H93V188H94ZM96 187H97V186H96ZM104 187H105V186H104ZM69 189H73V188H69ZM83 189H84V188H83ZM83 189H82V190H83ZM95 189H96V188H95ZM100 189H101V188H100ZM156 189H157V188H156ZM206 189H207V188H206ZM219 189H220V188H219ZM222 189H223V187H222ZM222 189H221V190H222ZM93 190H94V189H93ZM167 190H168V189H167ZM167 190H165L164 192H166ZM211 190H212V188H211ZM71 191H72V190H71ZM96 191H97V190H96ZM157 191H158V190H157ZM162 191H163V190H162ZM206 191H207V190H206ZM215 191H216V190H215ZM234 191H235V190H234ZM238 191H237V192H238ZM84 192H85V189H84ZM90 192H91V191H90ZM93 192H94V191H93ZM109 192H110V191H109ZM109 192H108V193H109ZM153 192H154V191H153ZM164 192H163V193H164ZM198 192H199V191H198ZM198 192H196V193H198ZM201 192H202V190H201ZM230 192H231V191H230ZM232 192H233V191H232ZM104 193H105V192H104ZM104 193H103V194H104ZM155 193H157V192L155 191ZM220 193H221V192H220ZM242 193H243V192H242ZM77 194H78V192H77ZM79 194H80V193H79ZM158 194H160V193H158ZM199 194H200V192H199ZM215 194L218 195V193H215ZM231 194H234V193H231ZM251 194H252V195H251ZM75 195H76V194H75ZM91 195H92V194H91ZM110 195H112V194H110ZM161 195H162V194H160V197H161ZM194 195H195V192H194ZM196 195L199 197L198 194H196ZM200 195L202 196V193H201ZM219 195H220V194H219ZM235 195H236V194H235ZM235 195H233V196H235ZM240 195H241V194H240ZM240 195H239V196H240ZM69 196H71V194H70ZM87 196H88V194H87ZM89 196H90V195H89ZM210 196L212 197V195H210ZM224 196H225V195H224ZM224 196H219V197H224ZM237 196H238V195H237ZM239 196H238V198H239ZM241 196H242V195H241ZM95 197H97V196H95ZM153 197H154V196H153ZM153 197H152V198H153ZM157 197H158V196H157ZM211 197H210V198L208 197L209 199H208V198H205V199H207V200H203V201H199V200H201V199H199V198L196 197L195 202H196V203H199V204H201V205H203V204L206 205V204L214 203V202H215V200H214L215 198H211ZM231 197H232V196H231ZM242 197H245V194H244V196H242ZM242 197H241L240 199H242ZM88 198H90V197H88ZM91 198H92V197H91ZM100 198H103V197H100ZM163 198H164V200H165V197H164V196H163ZM187 198H188V196H187ZM189 198H190V197H189ZM189 198H188V199H189ZM201 198H202V197H201ZM232 198H233V199H229V200L227 199V200H226L227 202H225V205H228V206H231V207H232L231 210L233 209V207H238V206H239V204H238L239 202H240V203L242 202V201H240L239 199H236V198H234V197H232ZM252 198H251V199H252ZM256 198H263V199H264L263 195H262V197H255L254 200H255ZM104 199H105V201H106V198H103V200H102L103 202H104ZM110 199L112 200L113 197L110 196ZM153 199H154V198H153ZM153 199H152L151 202L154 203V202L157 201V200L154 201ZM203 199H204V198H203ZM60 200H61V199H60ZM86 200H87V199H86ZM90 200H91V199H90ZM93 200H94V199H93ZM98 200H100V199H98ZM242 200H243V199H242ZM252 200H253V199H252ZM252 200H251V201H252ZM63 201H64V200H63ZM78 201H79V200H78ZM82 201H83V200H82ZM88 201H89V200H88ZM94 201L97 202V200H94ZM158 201H160V198H159ZM158 201H157V202H158ZM161 201H162V200H161ZM186 201H187V199H186ZM68 202H69V201H68ZM72 202H73V201H72ZM112 202H114V200L111 201V203H112ZM121 202H123V201H121ZM157 202H156V205H157V206H158V204L160 205L161 202H160V203L158 202V204H157ZM190 202H191V201H190ZM252 202H253V201H252ZM97 203H98V202H97ZM104 203L106 204V202H104ZM114 203H115V202H114ZM136 203L138 204V202H136ZM226 203H227V204H226ZM69 204H70V203H69ZM71 204H72V203H71ZM90 204H91V203H90ZM109 204H110V203H109ZM162 204H163V203H162ZM162 204H161V205H162ZM217 204H218V202H217ZM217 204H216V205H217ZM84 205H85V204H84ZM88 205H89V204H88ZM88 205H87V207H88ZM96 205H97V204H96ZM110 205H112V208H114V207H113V203L110 204ZM114 205H115V204H114ZM120 205H121V204H120ZM138 205H140V204H138ZM156 205H154L155 208L157 207ZM211 205H215V203H214V204H211ZM211 205H210V208H211V207H214V206H211ZM216 205H215V206H216ZM245 205H246V204H245ZM97 206L100 207L101 204H99V205H97ZM106 206H107V205H106ZM106 206H105V207H106ZM116 206H117V204H116ZM122 206H123V204H122ZM135 206H136V204H135ZM191 206H193V203H191L190 207H191ZM208 206H209V205H208ZM208 206H207V207H208ZM246 206H247V205H246ZM255 206H256V205H255ZM261 206H262V205H261ZM93 207H94V206H93ZM99 207H98V208H99ZM120 207H121V206H120ZM136 207H137V206H136ZM200 207H201V206H200ZM216 207H217V206H216ZM220 207H221V204H220ZM222 207H223V205H222ZM222 207H221L220 209H222ZM253 207H254V206L252 205V208H253ZM72 208H73V206H72ZM78 208H79V207H78ZM160 208H161V207H160ZM203 208H204V207H203ZM210 208H209V209H210ZM255 208H256V207H255ZM255 208H254V209H255ZM257 208H258V206H257ZM259 208H260V207H259ZM70 209H71V207H70ZM100 209H101V208H99V210H100ZM108 209H109V208H108ZM108 209H107V210H108ZM211 209H212V208H211ZM74 210H75V208H74ZM95 210H96V207H95V209H93V211L95 212ZM99 210H97V211H98V212H101V211H99ZM114 210H115V209H114ZM114 210H112V211L114 212ZM156 210H158V208H157ZM214 210H215V209H214ZM229 210H230V208H229ZM235 210L237 211V209H235ZM235 210H234V211L232 210L231 212H235ZM81 211H82V210H81ZM91 211H92V210H91ZM112 211H110V213H111ZM242 211L244 212V211H246V210L243 209ZM70 212H71V211H70ZM72 212H73V211H72ZM82 212H83V211H82ZM84 212H85V211H84ZM86 212H87V211H86ZM94 212H91V213H94ZM113 212H112V213H113ZM224 212H225V210H224ZM77 213H79V212H77ZM77 213H76V214H77ZM88 213H89V212H88ZM108 213H109V212H107V214H108ZM110 213H109V215H110ZM237 213H238V212H237ZM239 213L242 214L241 211H239ZM239 213H238V214H239ZM70 214L72 215V213H70ZM76 214H75V216H76ZM97 214H98V213H97ZM223 214H225V213H223ZM230 214H231V213H230ZM230 214H229V215H230ZM233 214H234V213H233ZM235 214H236V213H235ZM238 214H237V215H238ZM240 214H239V215H240ZM243 214H245V213H243ZM243 214H242V215H243ZM73 215H74V214H73ZM84 215H85V214H84ZM93 215H95V214H93ZM100 215H101V214H100ZM103 215H104V217H106L105 214H103ZM237 215H236V216H237ZM239 215H238V216H239ZM78 216H79V215H78ZM86 216H87V215H86ZM88 216H89V215H88ZM232 216H234V215H232ZM42 217H43V216H42ZM81 217H82V216H81ZM91 217H92V216H91ZM234 217H235V216H234ZM93 218H94V217H93ZM44 219H45V218H44ZM104 219H105V218H104ZM109 219H110V217H109ZM22 220H23V219H22ZM77 220H78V219H77ZM92 221H93V220H92ZM110 221H111V220H110ZM107 222H108V221H107ZM136 222H137V221H136ZM90 223H91V222H90ZM133 223H134V222H133ZM99 224H101V223H99ZM196 224H199V223H196ZM196 224H195V225H196ZM97 225H98V224H97ZM101 225H102V224H101ZM108 225H109V223L107 224V226H108ZM199 225H200V224H199ZM199 225H197V226H199ZM201 225H202V224H201ZM201 225H200V226H201ZM218 225H219V224H218ZM223 225H224V223H223ZM94 226H96V225H94ZM201 227H202V226H201ZM206 227H207V226H206ZM206 227H203V230H204V228H206ZM79 228H80V227H79ZM120 228H121V229H120ZM120 228H118V229L122 230L123 227H120ZM212 228H213V227H210L209 230L207 229V230H204V231H207V234H209V232L212 230ZM214 228H215V226H214ZM214 228H213L214 231H215V230L218 231V230L220 229V228H218V230H217L216 228H215V229H214ZM21 229H22V228H21ZM81 229H82V228H81ZM102 229H103V228H102ZM104 229H105V228H104ZM195 229L197 230V228H195ZM200 229H201V228H199V230H200ZM210 229H211V230H210ZM105 230H106V229H105ZM83 231H84V230H83ZM93 231H95V230H93ZM189 231H190V230H189ZM191 231H192V230H191ZM219 231H220V230H219ZM56 232H57V231H56ZM88 232H89V231H88ZM99 232H101V230H100ZM106 232H107V231H106ZM120 232H121V231H120ZM197 232H198V231H197ZM199 232H200V231H199ZM212 232H213V231H212ZM118 233H119V232H118ZM187 233H188V231H187ZM205 233H206V232H205ZM215 233H216V232H215ZM190 234L193 235L194 233L191 232ZM201 234L204 235V233H202V232H201ZM210 234H213V233L210 232ZM196 235H197V234H196ZM60 236H61V235H60ZM120 236H121V234H120ZM199 236H200V235H198V237L196 236L197 238H196L195 240H197V241L202 240V239H199ZM95 237H96V236H95ZM95 237H94V238H95ZM118 237H119V235H118ZM186 237H188V236H186ZM200 237H201V236H200ZM202 237H203V236H202ZM88 238H89V237H88ZM94 238H93V239H94ZM97 238H98V237H97ZM119 238H120V237H119ZM119 238H118V241H119ZM168 238H169V237H168ZM171 238H172V237H171ZM179 238H180V237H179ZM192 238H193V236H192ZM205 238H207V237H205ZM210 238H211V237H210ZM215 238H216V236H215ZM215 238H214V239H215ZM91 239H92V238H91ZM103 239H104V238H103ZM103 239H102V240H103ZM120 239H121V238H120ZM163 239L165 240V237H164ZM188 239H189V238H188ZM207 239H208V238H207ZM207 239H206L205 243H207ZM211 239H212V238H211ZM87 240H88V239H87ZM104 240H106V238H105ZM104 240H103V241H104ZM125 240H126V239H125ZM215 240H216V239H215ZM98 241H99V240H98ZM107 241H108V240H107ZM114 241H115V240H114ZM120 241H121V240H120ZM156 241H157V240H156ZM158 241H159V240H158ZM166 241H167V239H166ZM190 241H191V239H190ZM190 241H189V242H190ZM197 241H195V242L197 243ZM88 242H90V241H88ZM121 242H122V241H121ZM184 242H186V241H185V238H184ZM199 242H200V241H199ZM202 242H203V241H202ZM203 243H204V242H203ZM210 243H212V242H210ZM112 244H113V243H112ZM112 244H111V246H113ZM186 244H187V242H186ZM186 244H185V245H186ZM189 244H190V243H189ZM191 244H193V242H192ZM191 244L189 245V247L192 246ZM194 244H195V243H194ZM194 244H193V248L195 249L197 245L194 246ZM197 244H198V243H197ZM68 245H69V244H68ZM116 245H117V243H116ZM154 245H156V244L154 243ZM208 245H209V243H208ZM216 245H218V244L216 243ZM75 246H76V245H75ZM100 246H101V245H100ZM111 246H110V247H111ZM160 246H162V245H160ZM167 246H169V245H167ZM186 246H187V245H186ZM199 246H201V244H200ZM199 246H198V247H199ZM202 246H203L202 248L204 249V244H202ZM205 246H206V245H205ZM221 246H222V245H221ZM70 247H71V246H70ZM104 247H105V246H104ZM125 247H126V246H125ZM131 247H132V246H131ZM162 247L165 248V245L162 246ZM162 247H161V248H162ZM171 247H172V245H171ZM174 247H175V246H174ZM206 247H207V246H206ZM79 248H80V247H79ZM81 248H82V247H81ZM107 248H108V247H107ZM107 248H106V249H107ZM116 248H117V247H116ZM166 248H168V247H166ZM184 248H185V247H184ZM199 248L202 249L201 247H199ZM199 248H198V249H199ZM220 248H221V247H220ZM93 249H94V248H93ZM152 249H153V248H152ZM155 249H156V248H155ZM159 249H160V248H159ZM162 249H163V248H162ZM185 249H186V248H185ZM190 249H192V248H191V247L188 248V246H187V250L190 251ZM203 249L200 250V253H202L201 251H203V253L206 254V252L204 251L206 248H205L204 250H203ZM83 250H84V249H83ZM129 250H130V249H129ZM129 250H128V251H129ZM195 250H196L197 252H199V250H197V248H196ZM221 250H222V249H221ZM77 251H78V250H77ZM128 251H127V252H128ZM84 252H85V251H84ZM88 252L90 253L91 250H89ZM88 252H87V253H88ZM125 252H126V251H125ZM131 252H132V251H130V253H131ZM71 253H72V252H71ZM77 253H79V251H78ZM85 253H86V252H85ZM85 253H84V254H85ZM91 253H92V256H93V254H94V257H95L96 254L93 253V252H91ZM105 253H106V252H105ZM130 253H129V254H130ZM185 253H186V250H185ZM203 253H202V254H203ZM225 253L227 254V253H229V251H228V252H225ZM106 254H107V253H106ZM108 254H109V253H108ZM112 254H113V253H112ZM202 254H201V255H202ZM221 254H222V253H221ZM68 255H69V253H68ZM75 255H76V254H75ZM78 255H79V254H78ZM78 255H76V256H78ZM89 255H90V254H89ZM123 255H124V254H123ZM228 255H229V254H228ZM70 256H71V255H70ZM80 256H82V252H80ZM83 256H84V255H83ZM104 256H105V254H104ZM107 256H108V255H107ZM109 256H110V255H109ZM115 256H116V254H115ZM132 256H133V254H132ZM204 256H205V255H204ZM204 256H203V257H204ZM99 257H100V256H99ZM124 257H125V256H124ZM126 257H127V256H126ZM80 258H81V257H80ZM80 258H79V259H80ZM84 258H85V257H84ZM112 258H113V257H112ZM115 258H116V257H115ZM115 258H114V259H115ZM119 258H120V257H119ZM209 258H210V257H209ZM229 258H232V255H231V257H230V255H229ZM67 259H68V258H67ZM69 259H70V258H69ZM71 259H72V258H71ZM73 259H75V258L73 257ZM98 259H99V258H98ZM206 259H207V257H206ZM214 259H215V258H214ZM80 260H81V259H80ZM102 260L104 261V259H102ZM239 260H240V259H239ZM61 261H62V260H61ZM98 261H100V260H98ZM118 261H120V259L117 260V262H118ZM130 261L132 262V259H131ZM206 261H207V260H206ZM206 261H205V263H211V262H212V260H211V261H207V262H206ZM237 261H238V260H237ZM240 261H241V260H240ZM240 261H239V262H240ZM44 262H45V261H44ZM62 262H64V261H62ZM70 262H71V261H70ZM78 262H79V261H78ZM101 262H102V261H101ZM115 262H116V261H115ZM121 262H122V261H120V264H121ZM213 262H214V261H213ZM239 262H238V263H239ZM251 262H253V261H251ZM254 262H255V261H254ZM254 262H253V263H254ZM49 263H50V262H49ZM52 263H53V262H52ZM66 263H67V262H66ZM73 263H74V262H73ZM99 263H100V262H98V264H99ZM111 263H112V262H111ZM129 263H130V262H129ZM240 263H241V262H240ZM240 263H239V264H240ZM255 263H256V262H255ZM0 264H1V263H0ZM68 264H69V263H68ZM90 264H91V262H90ZM92 264H93V263H92ZM131 264H132V263H131Z\"/></svg>",
  "mask_w": 264,
  "mask_h": 264
}]
</instances>
